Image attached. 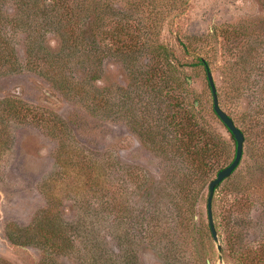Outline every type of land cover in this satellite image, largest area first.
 I'll list each match as a JSON object with an SVG mask.
<instances>
[{"label":"rangeland","instance_id":"1","mask_svg":"<svg viewBox=\"0 0 264 264\" xmlns=\"http://www.w3.org/2000/svg\"><path fill=\"white\" fill-rule=\"evenodd\" d=\"M60 13L67 15L55 20ZM71 14L90 38L76 50L88 49L92 62L67 66L65 84H54L26 63L31 38L43 53L60 51ZM226 26L249 42L239 60L264 52V0H0L2 47L21 61L0 75V105L15 99L47 111L67 123L66 140L110 164L100 186L71 175L43 190L59 169L63 136L46 122L8 120L5 148L0 137V264H264V209L256 202L239 223L230 207L249 188L264 204V145L247 132L248 100L233 82L246 65L223 43ZM200 59L219 107L244 134L239 166L213 197L220 250L207 221L208 185L233 161L236 144L214 113ZM82 87L107 105L87 107ZM192 105L212 151L197 182L189 142L187 150L166 144L185 143L180 124Z\"/></svg>","mask_w":264,"mask_h":264},{"label":"trees","instance_id":"2","mask_svg":"<svg viewBox=\"0 0 264 264\" xmlns=\"http://www.w3.org/2000/svg\"><path fill=\"white\" fill-rule=\"evenodd\" d=\"M28 2H41L44 0H23ZM63 7H60L59 10H62ZM67 11L72 10L70 7H66ZM42 10V8H41ZM65 13H60L59 17L55 20L62 19L66 16ZM69 16V15H68ZM72 19V23L70 26L67 24L65 27V41H62V48L60 51L56 53H43L42 41L38 43L35 37L31 38L33 40L31 46V55L30 60L27 59L26 63L29 67H34L40 65L44 74L48 75L49 80L53 81L54 84H65L63 81L64 77L62 75V71H66V67L74 65L76 63H86L91 64L92 60L90 58V53L88 49H84V53H78L77 47L83 45L87 47V43L90 38L81 36L82 33L79 30L80 21H76L75 17L71 14L69 16ZM53 20V21H55ZM56 22V21H55ZM2 23V22H1ZM56 24V23H53ZM239 30L237 27L226 26L224 31L221 33L224 37L223 43L225 46H232L233 51L232 56H237L234 61H241L246 66L244 67L245 76L241 79H235L234 91L237 96L245 97L248 102L247 109L245 111L244 120L246 121V128L249 135H255L258 138V142L264 145V52L258 51L255 55L250 54L249 58L240 57L238 59V52H240L244 47L248 46V41H242L239 37L235 36L236 32ZM228 33V34H227ZM216 34V33H215ZM233 35V36H230ZM8 40L5 38H0V75H4L6 73H11L16 70V68L20 65L21 61L17 56V53L14 49H10L5 47L3 49L2 45L4 42ZM37 46V47H36ZM33 58V59H32ZM250 59L252 61H250ZM199 63L203 65L206 69L207 64L203 59L199 60ZM91 69H87L85 74H88ZM257 72V73H254ZM253 73V74H252ZM256 74V75H255ZM207 77V76H206ZM245 80V84L241 85V83ZM208 81V80H207ZM53 84V85H54ZM209 85V84H208ZM84 91V95H89L87 101V107L91 109H95V106L98 108L105 107L108 103L107 99L99 98L100 100H95L90 96L89 89L87 87H82ZM215 113V112H214ZM188 114V117H187ZM52 115L47 111L44 112L41 109L30 108L25 104H22L20 101L15 99H8L6 101H1L0 105V137L2 140V147H6V141L4 140V134L7 130L5 128L8 125V120H14L19 122H25L27 120H36L39 122H46V127L52 130V133L55 135L63 136V144L61 143L58 153H57V162L59 163L58 171L49 177V179L43 182V190L53 186H60L61 183L69 176L73 175L76 179H80L83 177L88 178L95 184V182L105 181V177L110 168V164L108 159L105 157H98L93 154L85 153L83 150L74 145V143L70 140H66V135H69L70 131H68V125L66 122L53 121ZM183 118L182 122H184V126L180 124L182 130H184L185 135V143L183 140H178V143L175 141L171 144L166 143L168 147L171 145L175 147L179 145V143L183 145V147L187 150V141L191 145L193 151V164H194V172L193 178L194 181H200L202 178V171L207 167L208 159L211 157V139L209 138V134L204 130V128L199 127L196 116H195V108L194 105L191 106L188 113L186 110V116ZM188 127V132H187ZM68 128V129H67ZM228 130V129H227ZM229 131V130H228ZM232 139L235 141L232 133L229 131ZM200 142L203 144L200 146ZM236 144V142H235ZM170 146V147H171ZM239 166V165H238ZM236 167V169L238 168ZM235 169V170H236ZM234 173V172H233ZM232 173V174H233ZM100 191H105V185L102 186ZM257 191H259L257 189ZM241 197H239L234 204L230 205L233 211H236L239 214L238 222L245 223L247 212L249 211L252 205H259L262 209H264V204L262 200L256 201L262 197L258 192L251 190L250 188L243 193ZM261 199V198H260ZM239 240V238H237ZM240 244V243H239ZM237 245L236 252L240 253L243 249L246 248V245L240 244Z\"/></svg>","mask_w":264,"mask_h":264},{"label":"water","instance_id":"3","mask_svg":"<svg viewBox=\"0 0 264 264\" xmlns=\"http://www.w3.org/2000/svg\"><path fill=\"white\" fill-rule=\"evenodd\" d=\"M206 76L208 84L212 94L213 110L225 127L232 133L235 142V156L233 161L224 169L217 172L215 179H213L208 185V193L206 200V212H207V221L210 233L212 235L213 241L217 245V249L220 250V245L218 241L217 231L214 225L213 211H212V202L216 188L228 177L232 175L236 167L239 165L244 144V134L243 132L235 125L234 121L219 107L218 96L216 91V86L213 81V77L208 67H206Z\"/></svg>","mask_w":264,"mask_h":264}]
</instances>
